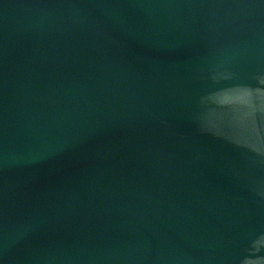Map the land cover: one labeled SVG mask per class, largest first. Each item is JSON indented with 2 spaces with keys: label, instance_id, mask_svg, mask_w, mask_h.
<instances>
[{
  "label": "water",
  "instance_id": "water-1",
  "mask_svg": "<svg viewBox=\"0 0 264 264\" xmlns=\"http://www.w3.org/2000/svg\"><path fill=\"white\" fill-rule=\"evenodd\" d=\"M264 0H0V264H264Z\"/></svg>",
  "mask_w": 264,
  "mask_h": 264
},
{
  "label": "clouds",
  "instance_id": "clouds-1",
  "mask_svg": "<svg viewBox=\"0 0 264 264\" xmlns=\"http://www.w3.org/2000/svg\"><path fill=\"white\" fill-rule=\"evenodd\" d=\"M259 154L261 156H264V151H261ZM261 194L264 195V187H262V189H261Z\"/></svg>",
  "mask_w": 264,
  "mask_h": 264
}]
</instances>
